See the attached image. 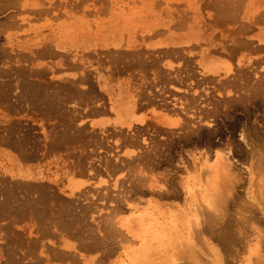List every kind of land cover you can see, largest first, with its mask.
Wrapping results in <instances>:
<instances>
[{
  "label": "rangeland",
  "instance_id": "rangeland-1",
  "mask_svg": "<svg viewBox=\"0 0 264 264\" xmlns=\"http://www.w3.org/2000/svg\"><path fill=\"white\" fill-rule=\"evenodd\" d=\"M35 2L62 11L49 25L78 16L87 27L45 30L38 38L70 43L77 59L38 68L15 43L44 28L27 13L10 16L20 26L0 22V264H215L210 246L258 264L248 244L256 226L264 232V52L237 68L214 59L237 42L234 29L264 34V0ZM155 17L168 26L146 28ZM175 44L185 48L164 49ZM108 100L154 113L89 124L84 111ZM217 185L219 213L208 203Z\"/></svg>",
  "mask_w": 264,
  "mask_h": 264
},
{
  "label": "crops",
  "instance_id": "crops-1",
  "mask_svg": "<svg viewBox=\"0 0 264 264\" xmlns=\"http://www.w3.org/2000/svg\"><path fill=\"white\" fill-rule=\"evenodd\" d=\"M16 2V4L13 6V4ZM21 0H14V2L11 5H8L5 8L0 9V13L3 15H7L6 17L2 18L3 20L0 21L4 29H8L9 27L13 26H20L21 22L20 21H10V16L14 14H29L32 18H34V24L39 25V29L42 32H38L35 35L29 36L26 41L23 43H15L16 46H25L24 48L27 54H21L22 58H25L29 62H33L34 66L38 68H47L51 66H55L57 62L60 61H68L72 57H66V54L68 53L66 51H69L66 47V45H70V43H67L66 41H62L61 39L55 37L52 39L50 36H46V38H38L41 35H46L45 30H60V31H68V30H76V29H84L87 27V25L84 26V24H81L78 21V16L75 17V19H72L71 21H66L60 18L59 20L53 21L52 25H49L47 21L46 15H50L53 13H62V11H54L52 10V7L47 6V5H42V4H35V0L33 1V5H21L20 4ZM54 9V7H53ZM75 10L73 11L74 13H82V6H75ZM33 22V21H32ZM146 24V28L152 31H161L163 28L168 26V22L166 21H161V18L155 17V19H152L148 21L147 19L142 21ZM35 29H37V26H35ZM235 30V29H234ZM37 31V30H36ZM236 32L238 33V40L237 43L231 42L230 44H226V51L227 55L226 57H220V59H214L215 62L220 63L221 65H226L227 62H232L235 67L237 68L239 65V61L244 62V58H248L249 56L256 57L258 56L261 52H264V34L260 30H254L252 28V31H250L249 34L247 35H242L240 29H236ZM70 37V36H69ZM49 38V39H48ZM75 38V37H74ZM73 41H76L74 39H70ZM154 42L151 43L153 46V49H156L158 47L157 44H162V40L154 38L152 39ZM151 42V41H150ZM149 42V43H150ZM243 42V43H242ZM149 43H146L148 45ZM13 44V45H15ZM144 45V44H143ZM170 47V48H169ZM234 47L235 49H233ZM160 48V47H159ZM181 48L185 47H180V44H175L173 46L171 45H166L164 48L166 51L174 49V50H179ZM67 49V50H66ZM72 53V52H71ZM17 55V54H16ZM76 55V54H75ZM245 55V57H244ZM73 60L77 58H72ZM214 65H218L215 64ZM212 64L206 65V69L209 66H213L214 68L218 67L214 66ZM74 67V66H73ZM72 71H61L56 73L55 75L58 77V79H70L73 77ZM110 103L108 100L107 103L105 104L104 102H97L95 104H91L89 110L84 111V116L86 117V120H89V124L99 126V125H110V124H116L120 125L118 123L120 117L122 116L121 112L123 109L127 110L128 112V118L130 120H133V124L139 123L140 120L148 121L152 116L151 113H154L152 111L153 109L148 108L146 110H141L137 111L138 104L135 102H131L129 105V101L125 103V105L119 107L120 105L114 103ZM87 108V105L84 106V109ZM142 108V107H141ZM113 111V115L109 114H104L105 111ZM143 109V108H142ZM156 110V109H154Z\"/></svg>",
  "mask_w": 264,
  "mask_h": 264
},
{
  "label": "bare ground",
  "instance_id": "bare-ground-1",
  "mask_svg": "<svg viewBox=\"0 0 264 264\" xmlns=\"http://www.w3.org/2000/svg\"><path fill=\"white\" fill-rule=\"evenodd\" d=\"M225 11H226V9H225ZM224 18V17H223ZM233 31H235V35H237L236 33V30H233ZM236 37V36H235ZM239 37V36H238ZM237 37V38H238ZM243 43V42H242ZM225 49V48H224ZM254 64V63H253ZM252 64V65H253ZM11 75V74H10ZM210 75H212V74H210ZM203 78H209V79H212L213 78V76H208V77H203ZM184 79V78H183ZM228 79V78H227ZM224 80H226V79H224ZM229 80V79H228ZM224 82V81H223ZM224 85V84H223ZM206 97H207V95H206ZM243 97V96H242ZM245 97V96H244ZM240 98V97H239ZM187 99V98H186ZM242 99V98H241ZM201 100V99H200ZM210 100V99H209ZM245 100V99H244ZM247 104H249V103H247ZM206 107V106H205ZM208 107V106H207ZM207 109V108H206ZM178 111V110H177ZM217 111V110H216ZM208 112H210V110H208ZM212 112V111H211ZM214 112H215V110H214ZM215 114V113H214ZM217 114V113H216ZM208 116V115H207ZM13 121V120H12ZM15 123V122H14ZM12 125H13V123H12ZM14 126H16L15 124H14ZM5 127V126H4ZM6 128V127H5ZM14 129V128H13ZM50 148H51V146H50ZM252 148V147H251ZM259 150V149H258ZM257 150V151H258ZM252 151V150H251ZM260 152H261V150H259ZM29 152V151H28ZM220 153V152H219ZM264 154V153H263ZM262 155V154H261ZM255 157V156H254ZM262 157V156H261ZM264 157V156H263ZM226 159V158H225ZM259 159V158H258ZM254 160V159H253ZM252 160V161H253ZM223 161H225L224 159H223ZM216 162V161H215ZM222 162V161H221ZM258 162H260L259 160H258ZM222 164V163H221ZM256 164V163H255ZM220 165V164H219ZM222 165H224V164H222ZM221 165V166H222ZM259 166H260V164H258ZM224 166H226V164L224 165ZM229 166H231V165H229ZM264 166V165H263ZM223 167V166H222ZM228 167V166H227ZM261 167V166H260ZM220 168V167H219ZM229 168V170L232 168V167H228ZM234 169V167L232 168V170ZM257 169H258V167H257ZM228 170V171H229ZM258 170H261V169H258ZM222 173H223V171H222ZM225 173V172H224ZM223 173V174H224ZM230 173H231V171H230ZM229 173V174H230ZM260 174V173H259ZM263 174V173H262ZM223 176V175H222ZM222 176H221V178H222ZM227 176V175H226ZM228 179V178H227ZM233 179V181H234V179L235 178H232ZM13 180V179H12ZM225 177L223 178V181L224 182H222V183H220V180L218 181L219 182V184H223V183H226V185H227V181L225 182ZM229 180V179H228ZM236 180V179H235ZM221 181H222V179H221ZM230 181V183H232V180H229ZM237 181V180H236ZM30 182V181H29ZM215 182H216V180H215ZM218 182H217V184H218ZM17 185H19V183L17 184ZM226 185H224V187L226 186ZM229 185V184H228ZM228 185H227V188H228ZM253 185H254V183H253ZM257 185V184H256ZM223 186V185H222ZM220 187V186H219ZM219 187H218V185L215 187V188H212L211 189V191H210V199L208 200V203L210 204V206H212V210H214V211H219L218 210V208H217V206L220 204V202H217V201H221L222 199V196H221V190L223 189V187H222V189H219ZM32 188V187H31ZM36 188H37V186H36ZM226 188V189H227ZM34 189V188H33ZM229 189V188H228ZM232 189V188H231ZM257 188H255V190H256ZM32 190V189H31ZM225 190V189H224ZM234 190V189H233ZM168 191V190H167ZM227 191V190H226ZM228 191H231V193H233L232 192V190H228ZM227 191V192H228ZM259 191V190H258ZM256 193H257V191H255ZM262 192H264V189H263V191ZM230 192H228V195L229 194H231ZM259 193V197L260 196H262L263 195V193H260V192H258ZM261 194V195H260ZM23 195V194H22ZM227 195V194H226ZM256 195V196H257ZM59 198H60V196H58ZM225 197V196H224ZM229 197H230V195H229ZM58 198V199H59ZM220 198V199H219ZM227 198H228V196H227ZM261 198V197H260ZM263 199H262V202H261V205H263V208L261 209L262 211H264V197H262ZM61 200H62V198H60ZM226 201H228V199H226V198H224ZM41 200V199H40ZM39 200V201H40ZM14 201V200H13ZM198 201V200H197ZM261 201V200H260ZM35 202H37V201H35ZM52 202H53V200H52ZM60 202V201H59ZM201 202V201H200ZM4 202L2 201V204H3ZM9 203H10V201H9ZM217 203H219V204H217ZM221 203H223L222 201H221ZM5 204V203H4ZM37 204H38V202H37ZM65 204L66 203H64V206H65ZM254 204V203H253ZM1 205V204H0ZM6 205V204H5ZM11 205V204H10ZM13 205V204H12ZM200 206V205H199ZM208 207V208H211V207ZM256 206H257V204H256ZM3 207H4V205H3ZM11 207V206H10ZM15 207V206H14ZM13 207V208H14ZM224 207V206H223ZM5 208V207H4ZM9 207H7V209H8ZM16 208H18V207H16ZM220 208H221V206H220ZM260 208V207H259ZM50 209V208H49ZM201 209H205V207L204 208H202V206H201ZM217 209V210H216ZM6 210V209H5ZM14 210V209H13ZM61 210H63V209H61ZM3 211H4V209H3ZM11 211V210H10ZM4 213H6V211L4 212ZM219 213V212H218ZM10 214V213H9ZM61 214V213H60ZM69 214V213H68ZM209 214V213H208ZM211 214V213H210ZM209 214V215H210ZM263 214H264V212H263ZM204 215V214H203ZM204 216H206V214L204 215ZM203 216V217H204ZM226 216V215H225ZM224 216V217H225ZM264 216V215H263ZM11 217V216H10ZM207 217V216H206ZM210 217V216H209ZM12 218V217H11ZM246 218V217H245ZM16 219H17V217H16ZM194 219V218H193ZM203 219H205V218H203ZM222 221V220H221ZM15 222V221H14ZM25 222V221H24ZM27 222V221H26ZM246 222V221H245ZM35 223V222H34ZM1 224V223H0ZM30 224V223H29ZM32 224V223H31ZM36 224V223H35ZM5 225V224H4ZM7 225H8V223H7ZM197 225H200L201 226V224H197ZM6 226V225H5ZM193 226V225H192ZM203 226V225H202ZM201 226V227H202ZM253 226H255V225H253ZM252 226V227H253ZM4 227V226H3ZM194 227V226H193ZM198 227V226H197ZM251 229V228H250ZM254 229H256V231H255V240H256V242H255V244H254V247H252L251 246V244L253 245V243L250 241V243L251 244H248L249 245V250H250V252H252V251H255V252H257L258 253V264H264V232H263V230L261 229V228H259V227H255ZM6 231H7V228H6ZM5 231V232H6ZM192 231V230H191ZM240 232V231H239ZM240 233H242V232H240ZM243 234V233H242ZM8 235V234H7ZM181 235V234H180ZM8 237V236H7ZM10 237V236H9ZM5 239V238H4ZM181 239V238H180ZM204 239V238H203ZM247 239V238H246ZM114 240V239H113ZM191 239H190V237L188 236V239H186V241H185V243H190L191 241H190ZM205 240H206V242H207V244H209L210 242L207 240V238H205ZM249 240V239H248ZM38 243V242H37ZM185 243H183L184 245H185ZM7 244V243H6ZM191 244H193L192 242H191ZM212 244V243H211ZM8 245H9V243H8ZM176 247V246H175ZM178 247V246H177ZM187 247V246H186ZM193 247V246H192ZM179 248V247H178ZM185 248V247H184ZM190 248H191V245H190ZM194 248V247H193ZM208 248V247H207ZM210 248L212 249V251H213V253H214V255L213 256H215V260H214V262H215V264H253V260H252V258L251 257H243V255L240 257V256H238V253H234V254H231V255H229L227 258H229V259H227V258H225V256L223 255H221L220 253H219V250L217 249V248H213L212 246H210ZM105 249V248H104ZM188 251V250H187ZM12 252H14V251H12ZM246 252V251H245ZM9 253H10V251H9ZM53 253V252H52ZM180 253H182V251H180ZM189 253L190 254H193V253H191L190 251H189ZM188 253V254H189ZM212 253V252H211ZM177 254H179V253H177ZM10 255H11V253H10ZM9 255V256H10ZM15 255V254H14ZM38 255H40V257L42 256L41 255V253H38ZM245 255V254H244ZM7 256H8V254H7ZM8 256V257H9ZM17 256V255H16ZM24 256V255H23ZM250 256V255H249ZM24 257H26V256H24ZM29 256H27V258H28ZM177 257V256H176ZM194 257V256H193ZM17 258V257H16ZM19 258H20V256H19ZM36 258V257H35ZM179 258H181L180 256H179ZM179 258H178V261H179ZM183 258V257H182ZM21 259H22V257H21ZM20 259V260H21ZM30 259V258H29ZM37 259V258H36ZM25 260V259H24ZM23 260V261H24ZM33 260V259H32ZM189 260V259H188ZM187 260V261H188ZM257 260V259H256ZM184 261V260H183ZM191 261V260H190ZM180 263V262H179ZM24 264V263H23ZM40 264V263H39Z\"/></svg>",
  "mask_w": 264,
  "mask_h": 264
}]
</instances>
